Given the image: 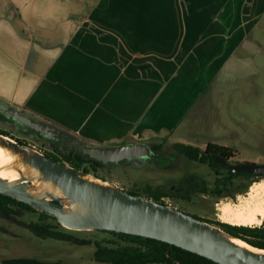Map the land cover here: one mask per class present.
Returning a JSON list of instances; mask_svg holds the SVG:
<instances>
[{
    "label": "crops",
    "instance_id": "crops-1",
    "mask_svg": "<svg viewBox=\"0 0 264 264\" xmlns=\"http://www.w3.org/2000/svg\"><path fill=\"white\" fill-rule=\"evenodd\" d=\"M258 51L264 0H0V99L91 143L201 129Z\"/></svg>",
    "mask_w": 264,
    "mask_h": 264
},
{
    "label": "water",
    "instance_id": "water-1",
    "mask_svg": "<svg viewBox=\"0 0 264 264\" xmlns=\"http://www.w3.org/2000/svg\"><path fill=\"white\" fill-rule=\"evenodd\" d=\"M0 113L48 137L63 128L0 99ZM80 148L105 164L157 157L147 141ZM216 161L225 163L223 156ZM235 172L264 175V164H230ZM9 173L18 178L9 176ZM0 193L56 217L73 230H108L151 237L219 264H264V248L227 229L153 198L132 193L100 176L0 132Z\"/></svg>",
    "mask_w": 264,
    "mask_h": 264
},
{
    "label": "rangeland",
    "instance_id": "rangeland-1",
    "mask_svg": "<svg viewBox=\"0 0 264 264\" xmlns=\"http://www.w3.org/2000/svg\"><path fill=\"white\" fill-rule=\"evenodd\" d=\"M241 68L237 78L238 84L231 94V102L228 103V110L225 111L222 102H217L215 107L209 108L208 111H201L199 118L196 119L197 126L202 127L201 129L194 130L179 126L168 134L147 137L142 135L140 128L136 126L129 130L122 126L114 128L107 126L102 134L97 135L101 139L96 142L101 143L95 144L113 145L121 141L145 140L150 143H196L200 145L195 146L204 149L206 146L204 144L208 140H214L235 148L237 152L234 160L264 164V53L258 51L251 55V60ZM205 123L206 125L209 123L214 130L210 132ZM9 136L19 137L32 146L36 145L37 148L45 147L40 141L25 139L17 132ZM143 137L147 139H141ZM159 146L168 151L176 147L175 145ZM188 174L197 175L198 185L192 182L189 194L181 190L177 194L175 191L177 189L174 191L166 189L169 196L164 200L167 204L190 210L218 225L213 204L220 200L211 197L207 189L204 191L200 189L203 180H206L207 186L211 187L216 178L214 171L206 164L181 156L176 167L169 170L144 165L143 167L117 166L112 171L103 169L98 171V175L103 179L126 190L133 189L140 192L149 184L157 186L164 183L173 184ZM246 184L247 182H244V185ZM261 187H264V178L261 179L260 184L256 183L252 190L247 189L251 191L250 194L241 193L238 200L223 198V202L220 203V206H223L222 219L227 221L234 217L237 208L246 209L256 193L262 191ZM260 198L261 195L258 199ZM255 225L263 226L264 219L260 223L252 224ZM98 242L111 247L128 243L109 232L69 229L59 220L14 204L6 209V213L0 212V264H3L5 259L17 257L78 264H109L95 259Z\"/></svg>",
    "mask_w": 264,
    "mask_h": 264
},
{
    "label": "flooded vegetation",
    "instance_id": "flooded-vegetation-1",
    "mask_svg": "<svg viewBox=\"0 0 264 264\" xmlns=\"http://www.w3.org/2000/svg\"><path fill=\"white\" fill-rule=\"evenodd\" d=\"M45 120L50 121L48 119H45ZM62 128L63 130H61L57 134V136L48 137L30 128H26L25 126L21 125L18 121L8 118L0 113V132L1 133L4 132V134L10 135V134H13V132H17V133L22 134L25 139H32L35 141H40L42 144H44L45 146L44 148H37L36 145H33V146L43 151L47 155L49 154V156L51 157L55 156V158H59V160L61 159V161L64 160L65 155L70 154L74 151L79 152L82 156H85V157L89 156L87 153H85L80 148V145L84 143H90V144H95V143L84 141L81 138H79L76 134L69 131L68 129L64 127ZM15 139H18L26 143L25 140H22L19 137H15ZM147 142L151 145V148L154 151V153L158 155L157 157H146V156L133 157L130 159H125V160H121L119 162L110 163V164H105L101 161L103 163V166H99L97 170L92 171L91 173L99 176L98 175L99 170L103 169L106 171H112L117 166L143 167L144 165H151V166L156 167L157 169L169 170V169L176 167L177 161L179 160L181 156H185L182 152H180L178 145H200L196 143H184V142H172V143H159V142L150 143L149 141ZM209 142L210 141L206 142L204 145L206 146L209 145ZM121 143H129V141H121L119 143H114V144H121ZM159 145H175L176 147L174 150L168 151L167 149H163ZM206 146L204 147L203 150L206 149ZM216 155L223 156L226 162L221 163V162L216 161L215 159ZM207 156H208L207 160L190 159L187 156L185 157H187L188 159L192 161H198L202 164H206L208 167H210L214 171L216 178L213 182V185L211 187H208L207 181L203 180L202 185L200 186V189L203 191L207 189L206 191L209 195H211V197H213L214 199L220 200V202L215 201L213 204L214 213L217 216L215 217V219L219 222L218 225L222 226L225 229H228L231 227H233L232 229H235L237 227L236 229L240 230L241 226H247V225H240V224L238 225V224L231 223V222H228L222 219L223 217H222L221 211L223 209V206H220V203L223 202V198H230L232 200H238L240 198L241 193L250 194L251 191H248L247 189L250 188V190H252L253 186L256 183L260 184L261 179L264 178V175H258L254 173L241 172V171L235 172L233 168L230 166V164H238V163L245 162V161L234 160L235 156L227 157L218 151H210L208 152ZM211 159H213L218 164V166L212 165ZM64 162L66 161L64 160ZM68 162L70 163V161ZM192 182H194L193 183L194 185H198V179H197L196 174H188L185 178L180 179L174 182L173 184L164 183V185L162 184L160 186H157V185L155 186L158 188V190H162V191H166V189H169L170 191H174V189H177L178 191L175 190L177 194L178 192H180L179 190L186 191L189 194L190 192L189 189L191 187ZM244 182H247V184L244 185ZM179 209L186 211L188 213L200 216L194 212H191L190 210H187L184 208H179ZM256 226L257 225L255 226L250 225V227H256ZM258 227L264 228V225L263 226L259 225Z\"/></svg>",
    "mask_w": 264,
    "mask_h": 264
},
{
    "label": "trees",
    "instance_id": "trees-1",
    "mask_svg": "<svg viewBox=\"0 0 264 264\" xmlns=\"http://www.w3.org/2000/svg\"><path fill=\"white\" fill-rule=\"evenodd\" d=\"M4 133V132H2ZM180 152L190 159H202L207 160L208 152L218 151L227 157L235 156L236 149L229 145H223L216 142H209L206 149L195 145H178ZM49 155V154H48ZM55 158V156H52ZM59 159V158H56ZM61 160V159H60ZM65 161L78 168H81L87 172L95 171L99 166H103V163L90 156H82L79 152H72L65 155ZM63 160V161H64ZM211 164L218 166V164L211 159ZM132 193L144 195L153 198L162 203H166L164 198L169 196V192L158 190L154 184H149L145 187L144 191H136L133 189L128 190ZM12 204L25 207L34 211H38L27 203L18 201L10 196L0 193V212L6 213V209ZM41 215L46 217H52L58 220L56 217L49 215L45 212L38 211ZM194 215V214H193ZM197 216V215H195ZM205 219L211 223L214 221ZM228 228L231 233L240 236L254 245L264 248V228L262 227H250L241 226L240 230ZM103 232H109L123 240L128 241L127 244H121L117 246H106L102 243H97V250L95 251V259L101 262H107L109 264H219L207 257H204L195 252L189 251L177 245L170 244L166 241L158 240L151 237H144L141 235L128 234L124 232L98 230ZM87 242V241H84ZM3 264H78L67 263L64 261H46L37 258L30 257H17L5 259Z\"/></svg>",
    "mask_w": 264,
    "mask_h": 264
},
{
    "label": "bare ground",
    "instance_id": "bare-ground-1",
    "mask_svg": "<svg viewBox=\"0 0 264 264\" xmlns=\"http://www.w3.org/2000/svg\"><path fill=\"white\" fill-rule=\"evenodd\" d=\"M10 177L18 178L17 175L9 173ZM262 191L257 192L254 198L249 202L246 209H236L237 213L234 217L229 218L227 221L240 225H252L260 223L264 219V187ZM261 195V198L259 196Z\"/></svg>",
    "mask_w": 264,
    "mask_h": 264
}]
</instances>
